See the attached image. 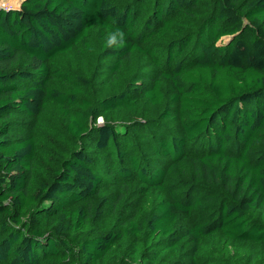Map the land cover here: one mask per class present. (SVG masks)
Segmentation results:
<instances>
[{
    "label": "trees",
    "instance_id": "1",
    "mask_svg": "<svg viewBox=\"0 0 264 264\" xmlns=\"http://www.w3.org/2000/svg\"><path fill=\"white\" fill-rule=\"evenodd\" d=\"M71 53L100 55L97 104ZM0 264H264V0L0 6Z\"/></svg>",
    "mask_w": 264,
    "mask_h": 264
},
{
    "label": "rangeland",
    "instance_id": "2",
    "mask_svg": "<svg viewBox=\"0 0 264 264\" xmlns=\"http://www.w3.org/2000/svg\"><path fill=\"white\" fill-rule=\"evenodd\" d=\"M0 1H1L0 5H2L3 8H15V7L19 6L21 0H10L13 4H15L12 7H7L9 0H0ZM119 1L127 2L128 0H119ZM228 40H229V37L225 36V37H222L218 43H227ZM154 45L157 47L162 46V44L159 40H155ZM99 56L100 55H98V54L94 57H92L91 55H87L84 57V59H79V56L76 53H71L67 56L60 58V60L58 62L60 67L74 71L76 73L77 77H80V78H82L83 75L85 74L84 73L85 69H87L89 71L90 75L92 76V78H91L92 80L89 82V84H92L90 91H91V94L94 96V99H93L94 104H97L96 101L98 98L103 97L104 95H107L110 92V90L106 91L104 88L98 87L99 85L95 82V80L98 78V76H100V74L104 73V67L102 64H100L101 58ZM164 107H155L154 108V107H144L143 106L142 108H140V111L138 113H136V112L135 113H129V114L127 112L116 113L115 115H112L113 119L111 120L110 123L119 127L123 131V129H125L124 127L134 125V123L144 122L147 119L158 118L159 113L161 112V110ZM93 118L94 117H92V116L90 117V119H89L90 124L93 123ZM42 122H43V124H46L49 127L55 129L56 131H58V132L61 131L63 133L62 138H57V137H56V139H55V137H54V139L51 138V140L53 142L50 141V135L48 134V136H47L48 144L50 145V143H52L53 146L55 145L54 150L48 149L47 147H42L44 157H47L48 162H49V164L46 165V161H45V163L43 165L45 168L47 167V172L51 174L52 169L54 167L56 168L60 164V161H62L64 156L67 155V148H66L65 140L66 139L71 140V138L69 137V135H67L64 132V129L62 126V119L59 116V113L57 112V110L55 109V107L53 105L49 104L45 113L42 114ZM97 123H99V124L103 123L102 117H99L97 119ZM130 136L132 137V140H134V142L136 143V139L138 137L135 136L133 134V132H132V135H130ZM73 141L75 143H77L78 145L82 146V142L79 139H73ZM112 145H114V144H112ZM136 150H137V146L134 148V150L132 149L131 151L133 153H136ZM113 151H115V148H113ZM105 153H107V151ZM128 153H129V151H128ZM43 160L44 159L42 157V161ZM80 236L81 235H79L77 237L73 236L71 238L72 239L71 240L72 248H73V246L75 248L78 245V240H79ZM232 254L233 253H231V255Z\"/></svg>",
    "mask_w": 264,
    "mask_h": 264
},
{
    "label": "bare ground",
    "instance_id": "3",
    "mask_svg": "<svg viewBox=\"0 0 264 264\" xmlns=\"http://www.w3.org/2000/svg\"><path fill=\"white\" fill-rule=\"evenodd\" d=\"M1 2V1H0ZM18 2V1H17ZM21 2V1H20ZM13 5H15V4H13L10 0H9V3H8V5H7V7H12ZM0 6H2V5H0Z\"/></svg>",
    "mask_w": 264,
    "mask_h": 264
},
{
    "label": "water",
    "instance_id": "4",
    "mask_svg": "<svg viewBox=\"0 0 264 264\" xmlns=\"http://www.w3.org/2000/svg\"><path fill=\"white\" fill-rule=\"evenodd\" d=\"M22 2H23V0L20 2V5H21ZM5 9H6V8H5ZM8 9H11V8H7V10H8Z\"/></svg>",
    "mask_w": 264,
    "mask_h": 264
},
{
    "label": "crops",
    "instance_id": "5",
    "mask_svg": "<svg viewBox=\"0 0 264 264\" xmlns=\"http://www.w3.org/2000/svg\"><path fill=\"white\" fill-rule=\"evenodd\" d=\"M22 1V0H21ZM20 7V4H19V6L18 7H15V8H19Z\"/></svg>",
    "mask_w": 264,
    "mask_h": 264
},
{
    "label": "clouds",
    "instance_id": "6",
    "mask_svg": "<svg viewBox=\"0 0 264 264\" xmlns=\"http://www.w3.org/2000/svg\"><path fill=\"white\" fill-rule=\"evenodd\" d=\"M7 9V8H6Z\"/></svg>",
    "mask_w": 264,
    "mask_h": 264
}]
</instances>
